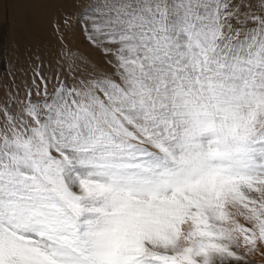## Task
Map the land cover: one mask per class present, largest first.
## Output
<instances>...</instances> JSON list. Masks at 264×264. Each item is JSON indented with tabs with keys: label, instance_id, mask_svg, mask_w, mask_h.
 I'll return each mask as SVG.
<instances>
[{
	"label": "snow or ice",
	"instance_id": "snow-or-ice-1",
	"mask_svg": "<svg viewBox=\"0 0 264 264\" xmlns=\"http://www.w3.org/2000/svg\"><path fill=\"white\" fill-rule=\"evenodd\" d=\"M77 7L64 28L102 59L61 32L62 71L37 63L0 94V264H249L264 245V0Z\"/></svg>",
	"mask_w": 264,
	"mask_h": 264
},
{
	"label": "bare ground",
	"instance_id": "bare-ground-1",
	"mask_svg": "<svg viewBox=\"0 0 264 264\" xmlns=\"http://www.w3.org/2000/svg\"><path fill=\"white\" fill-rule=\"evenodd\" d=\"M79 11L77 0H0V94L13 80L21 85V81L29 79L37 63L45 74L61 70L57 64L63 47L61 32L68 33L71 47L93 59H102L99 51L79 33L78 25L74 32L64 28L65 14ZM54 21L59 24L60 32L53 26ZM238 219L246 224L243 217Z\"/></svg>",
	"mask_w": 264,
	"mask_h": 264
},
{
	"label": "rangeland",
	"instance_id": "rangeland-1",
	"mask_svg": "<svg viewBox=\"0 0 264 264\" xmlns=\"http://www.w3.org/2000/svg\"><path fill=\"white\" fill-rule=\"evenodd\" d=\"M249 264H264V245H260L258 251L249 257Z\"/></svg>",
	"mask_w": 264,
	"mask_h": 264
}]
</instances>
